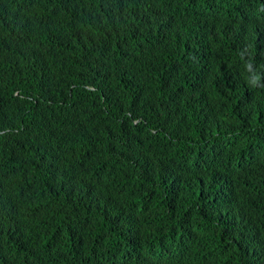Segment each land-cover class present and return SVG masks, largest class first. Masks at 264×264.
<instances>
[{
    "label": "trees",
    "instance_id": "obj_1",
    "mask_svg": "<svg viewBox=\"0 0 264 264\" xmlns=\"http://www.w3.org/2000/svg\"><path fill=\"white\" fill-rule=\"evenodd\" d=\"M259 1L0 0V264H264Z\"/></svg>",
    "mask_w": 264,
    "mask_h": 264
},
{
    "label": "clouds",
    "instance_id": "obj_2",
    "mask_svg": "<svg viewBox=\"0 0 264 264\" xmlns=\"http://www.w3.org/2000/svg\"><path fill=\"white\" fill-rule=\"evenodd\" d=\"M249 5L251 8L263 9H260V14L245 15L243 19H234V22L237 28L248 36L264 42V0ZM220 63L223 70L220 79L224 90L232 98V91L238 85L264 86V65L256 57L240 51H229L221 56ZM3 83L0 80V92ZM9 111L10 108L3 105L0 97V120L6 117Z\"/></svg>",
    "mask_w": 264,
    "mask_h": 264
}]
</instances>
